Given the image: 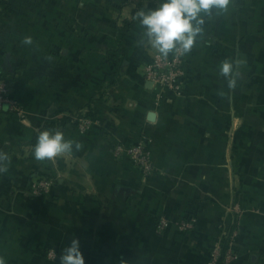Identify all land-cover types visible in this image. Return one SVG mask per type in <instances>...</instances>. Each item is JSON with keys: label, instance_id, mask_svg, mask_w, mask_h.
Wrapping results in <instances>:
<instances>
[{"label": "crops", "instance_id": "0c3cea01", "mask_svg": "<svg viewBox=\"0 0 264 264\" xmlns=\"http://www.w3.org/2000/svg\"><path fill=\"white\" fill-rule=\"evenodd\" d=\"M158 3L0 6L4 264H59L75 237L85 264H209L214 250L213 264H264V0H231L205 17L178 93L144 77L158 53L134 17ZM226 60L239 73L234 89L219 73ZM78 118L91 120L87 132ZM48 129L73 151L37 161L36 138ZM142 139L154 168L147 177L114 150ZM40 178L51 187L34 196ZM183 220L192 227L180 228Z\"/></svg>", "mask_w": 264, "mask_h": 264}, {"label": "clouds", "instance_id": "9594fccd", "mask_svg": "<svg viewBox=\"0 0 264 264\" xmlns=\"http://www.w3.org/2000/svg\"><path fill=\"white\" fill-rule=\"evenodd\" d=\"M231 0H159L156 7L140 9L136 19L143 29L142 43L147 44L162 57L171 53L187 54L193 48L198 37L203 32L205 17L228 11ZM23 44L31 46V37H25ZM237 65L243 61H237ZM220 75L228 80V87L237 86L238 72H234V64L224 61L219 67ZM73 141L65 138L59 130H43L39 132L33 148V157L37 161L53 160L73 151ZM80 144H75L79 150ZM8 160L5 153H0V173L6 172L4 162ZM0 264H4L0 259ZM59 264H85L79 237L70 239L62 248Z\"/></svg>", "mask_w": 264, "mask_h": 264}, {"label": "built area", "instance_id": "2783aa9c", "mask_svg": "<svg viewBox=\"0 0 264 264\" xmlns=\"http://www.w3.org/2000/svg\"><path fill=\"white\" fill-rule=\"evenodd\" d=\"M8 0H0V6L4 5ZM185 54L173 53L171 57H162L159 54L155 57L154 62L144 66V77L155 84L162 90H169L173 93H178L181 88V78L183 76V62ZM8 85L0 78V105L3 102H8ZM78 128L81 132H87L92 122L89 118H78ZM116 153L128 156L132 162L141 171L144 177L150 175L153 171V163L151 153L147 146L146 140H139L128 146L119 143L114 148ZM51 187V180L47 178H40L33 181L29 187L30 194L40 196L49 192ZM180 228L189 229L192 227L190 221H180ZM218 251L214 250L211 261L213 264L218 256ZM48 257L54 258L53 253H48ZM230 258V256H228Z\"/></svg>", "mask_w": 264, "mask_h": 264}, {"label": "water", "instance_id": "95a60500", "mask_svg": "<svg viewBox=\"0 0 264 264\" xmlns=\"http://www.w3.org/2000/svg\"><path fill=\"white\" fill-rule=\"evenodd\" d=\"M7 65H8V67H9V62H8V60H7Z\"/></svg>", "mask_w": 264, "mask_h": 264}, {"label": "trees", "instance_id": "16d2710c", "mask_svg": "<svg viewBox=\"0 0 264 264\" xmlns=\"http://www.w3.org/2000/svg\"><path fill=\"white\" fill-rule=\"evenodd\" d=\"M51 126V125H50Z\"/></svg>", "mask_w": 264, "mask_h": 264}]
</instances>
